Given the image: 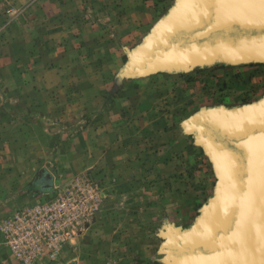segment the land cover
I'll return each mask as SVG.
<instances>
[{"label":"rangeland","instance_id":"374dc122","mask_svg":"<svg viewBox=\"0 0 264 264\" xmlns=\"http://www.w3.org/2000/svg\"><path fill=\"white\" fill-rule=\"evenodd\" d=\"M58 4L70 0H0V264H182L228 187L192 126L215 115L201 109L194 81L214 83L222 62L250 58L159 47L160 29L135 44L90 6L76 16ZM77 23L93 25L94 37H79ZM114 109L138 146L105 164L92 143L119 127ZM17 215L29 221L24 231L19 221L7 228Z\"/></svg>","mask_w":264,"mask_h":264},{"label":"crops","instance_id":"0c3cea01","mask_svg":"<svg viewBox=\"0 0 264 264\" xmlns=\"http://www.w3.org/2000/svg\"><path fill=\"white\" fill-rule=\"evenodd\" d=\"M88 1L89 2H87V0H70V4H58L60 7L57 10L58 12H64L66 10L64 8L68 7L67 10H71L73 14L78 16L84 9L86 10V6H90V8L93 9L92 13L96 16L97 14L100 15L102 20L117 23L116 29L119 31L118 37L124 40L134 38V43L139 44L156 29H160L163 33L164 30L166 31L170 28L172 23L181 20L185 13L184 6L190 0ZM90 25L91 24L85 25L83 23H77L76 26L78 30L76 33L79 37L83 35L88 36L90 31H92L91 26H93ZM91 36L94 37V34H91ZM218 68V77L215 79L214 83L208 82L207 84V80L194 81V83H197V86H200L198 88L195 87L197 89V94H200V99L197 101L201 102L203 98L205 100L201 109L205 108L206 110H212L211 113H215L214 116L219 119L237 121L252 114L253 111H259L260 108L264 107V61H256L255 58H250L242 62L227 61L222 62ZM155 79L157 80V78ZM96 83V85H98V82ZM142 89L138 88L137 91L141 93L143 91ZM123 94L125 97L122 104L132 106L134 96L129 100L126 95L127 92H125L121 93L119 97H122ZM159 95L160 94H151V97L159 98ZM123 113L124 111L121 109L110 110L109 118L112 115H119L121 117L119 127L111 129L108 136L105 125L103 142L102 139H99L92 143L94 144L93 148L95 150L102 151L103 155H105V157H100L105 164L110 163L108 159L109 155L114 156V158L119 156L120 162H122V160H127V151L129 149H136L138 146V142L134 140H132L129 145L128 135L127 133L125 134L128 128L127 121L122 118ZM145 118L147 117H143L142 119ZM195 131L198 132V130ZM97 142L99 146L96 145ZM133 143H135V146ZM81 146L82 148H89L90 144L86 147H84V145ZM88 160V165L92 164L93 166L102 162L96 157H88Z\"/></svg>","mask_w":264,"mask_h":264},{"label":"bare ground","instance_id":"6f19581e","mask_svg":"<svg viewBox=\"0 0 264 264\" xmlns=\"http://www.w3.org/2000/svg\"><path fill=\"white\" fill-rule=\"evenodd\" d=\"M230 1L231 4L227 2V4H224L222 7V5L219 6L218 4H215V0H203L202 7L199 8L197 14L195 13L196 20H194L195 15H192V17H188L186 19L182 16L181 20L172 23V25L168 29L169 31L174 28V24L177 26V24L183 22L182 29L179 31L181 33L177 35V38H172L175 39L173 41L175 42L174 45L180 46L181 49L196 45L198 47H201L207 46L208 44H214L219 39H231L232 37H234L235 39L243 37L252 39L258 38L259 40L264 41V28H247L249 24L253 23V20H251L249 16L242 13L245 11V9L255 10L256 6L254 2L257 3L258 0ZM244 3L245 9L242 6ZM217 11L218 14L215 17L214 13H216ZM239 12L241 13L239 14ZM237 18L242 20V27L239 25V23L234 26L225 27L229 22H234L235 20H237ZM193 21L196 22V25H193ZM224 27L226 29L222 30L224 29ZM160 36L157 39L158 43L166 38ZM163 45L166 44L158 46L163 47ZM210 48H197L195 50V54H199L200 57V55L207 54V50ZM176 51L179 53H185V55L186 53L191 54V52L186 50L180 51L179 48L176 49ZM161 52L163 53L164 51ZM166 55H168V52ZM196 57H194V59ZM263 112L264 107L260 108L259 111H253L252 115L258 113L262 114ZM210 117L212 116H201L199 117V119H197V122H194L192 124V126L194 128H196L197 126L199 128H202L203 126L210 127L211 125L204 121L205 119H208ZM256 125H260V128L263 127L261 123ZM229 136L230 137L227 136L225 140L227 141L230 139H234L231 140V143L233 144L231 145V147L232 149H235L234 151L236 153V156L232 153H228L229 158L233 162L230 163L233 167L231 172V176L234 181L233 190L236 192L232 201V205L234 204L232 210L235 212V214L232 215V223H230L229 229L219 231L215 239L212 241L211 246L205 250V253L208 255H220L221 253L224 255H228L229 253H236L238 250L239 259L237 260L236 264H264V152H261L260 156H254L253 161L251 160V157L248 158L247 155H245L244 151L245 146L248 147V149H255L257 151L261 149H259V145H261L262 149H264V134H258L256 137L249 138L246 141L242 140L238 143V145L236 144L237 141L247 135L241 137H234L233 135ZM239 153L244 156V159L242 165H238L237 168V166L235 165L237 164L236 161H239ZM47 179L49 178L47 177ZM225 222H227V218L224 223ZM189 251L191 254H188L187 256L190 259H193L191 257L197 255V253H195V249H193V251L190 249ZM217 260L220 261L219 259ZM175 262L180 263V260L176 258ZM213 264H218V262L213 261Z\"/></svg>","mask_w":264,"mask_h":264},{"label":"water","instance_id":"95a60500","mask_svg":"<svg viewBox=\"0 0 264 264\" xmlns=\"http://www.w3.org/2000/svg\"><path fill=\"white\" fill-rule=\"evenodd\" d=\"M202 2L203 0L188 1L187 4L184 6L185 13L183 17H185L186 19L188 17H192V15H195L194 20H196V14L199 8L202 7ZM227 2L231 4L230 0H215V4H218L219 6L222 5V7L224 4H227ZM254 4L256 6L255 10H246L245 3L242 5L243 8L245 9V11L242 13H244V15L249 16V18L253 20V23L249 24L247 28L250 27L249 29L251 28L263 29L264 28V0H258L257 3L254 2ZM218 11L214 13L215 17L217 16ZM240 13L241 12H239V14ZM241 21L242 20L237 18V20H235L234 22H229L225 27L234 26V25H237V23H239V25L242 27L243 22ZM182 25H183V22L180 24H177V26L174 24V28L171 31L167 29L168 31L166 30V32L164 33L165 36H163L166 38L162 40V44L168 45V43L170 42V43H173L174 45L175 42L173 41L175 39H172L171 36L175 35L174 38H177L178 34L176 33L182 29ZM193 25H196V22L193 21ZM225 27L222 30H225L226 29ZM174 46L176 47L177 45H174ZM177 48H179V50L181 51L182 50L189 51L191 52V54L194 53L193 55H195L196 53L195 50L197 48H201V49L210 48L207 50L208 53L214 52V51L218 52L222 50L225 52H231L235 56H244L248 58H255V57H260V56L264 57V41H261L258 38L252 39V38L243 37V38L235 39L234 37H232L231 39H219L214 44H208L207 46L198 47L196 45V46H189L188 48H185V49H181L180 46H177ZM209 116H206V117H209ZM204 121H206L211 126L210 127L203 126L202 128H199L197 126L196 130H198V133L201 135V137L204 138L205 142L209 145V148L213 150L214 152H216L218 158L220 159L224 167L225 179L228 182L227 184L228 187H227L226 195L224 197L225 198L224 202L222 203L218 212H216L214 216V219L210 226L211 230L209 234L205 236V238H203L200 242L191 243L190 245H187L189 250L191 249L193 251V249H195V253H197V255L191 257L193 259H190L187 255H184L182 257L183 259L180 261H182V264H213V261H217L218 264H236L237 260L239 259L238 250L236 253H233V254L229 253L228 255L227 254L224 255L222 253L220 255L219 254L218 255L216 254L208 255L205 253L206 252L205 250L211 246L212 241L215 239L217 233L219 231L229 229L230 223H232V215L235 214V212L232 210L233 205H234V204L232 205V201L234 198V194H236V192L233 190L234 181L231 176V172L233 169L231 163L233 162L229 158L228 153H232L235 156H236V153L234 151L235 149H232L231 147V145H233L231 143V140H234V139H230L227 141L225 139L227 136L230 137L229 135H233L234 137H241V136L247 135L245 136L246 138L244 137L237 141L236 144L238 145V143L242 140L246 141L249 138L256 137L258 134H264V112L262 114L261 113L254 114V115L251 114V115L246 116L242 120L239 119L237 121H227V120L219 119L215 116L205 119ZM259 123L263 125L262 128H260V125H256ZM259 149L260 150L256 151L255 149L254 150L248 149V147L245 146L244 148L245 155H247L248 158L251 157V160L254 161V156H260L261 152H264V149H262L261 145H259ZM238 156H239V161L238 162L236 161L237 164L235 165L237 166V168H238V165L239 166L242 165V162L244 159V156L242 154L239 153ZM50 177L51 175H49V178ZM226 218H227V222L224 223V221H226ZM216 258L219 259L220 261H218Z\"/></svg>","mask_w":264,"mask_h":264},{"label":"built area","instance_id":"2783aa9c","mask_svg":"<svg viewBox=\"0 0 264 264\" xmlns=\"http://www.w3.org/2000/svg\"><path fill=\"white\" fill-rule=\"evenodd\" d=\"M64 204H65L64 205V209H65V206L66 207H71V206H69L66 203H64ZM89 205H91V210H93L94 209V203H89ZM58 208L60 210V209L63 208V206H59ZM44 209L45 208H41V209L39 208V212L43 214L42 211H45ZM84 215H86V213H84ZM53 216H58V214L54 213ZM15 221H19L17 223L16 227L19 228L21 231H24L29 226L28 225L29 221L26 219V217H23V219H22L21 215H17V216H15V218L13 220L8 221V223L6 224L7 228L8 229H12L13 228V224H14ZM15 235H19V233H16ZM14 243L15 244H19L20 242L15 240Z\"/></svg>","mask_w":264,"mask_h":264}]
</instances>
